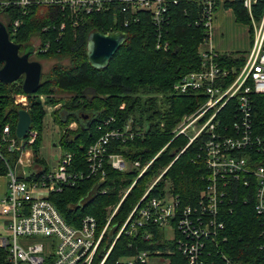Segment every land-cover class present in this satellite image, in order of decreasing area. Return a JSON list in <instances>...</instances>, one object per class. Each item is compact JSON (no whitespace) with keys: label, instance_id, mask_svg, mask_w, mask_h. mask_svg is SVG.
Instances as JSON below:
<instances>
[{"label":"trees","instance_id":"1","mask_svg":"<svg viewBox=\"0 0 264 264\" xmlns=\"http://www.w3.org/2000/svg\"><path fill=\"white\" fill-rule=\"evenodd\" d=\"M114 1L110 4V10L81 18H70L56 6H33L24 15L11 7L3 14L10 40L19 46L21 54L31 51L35 60L56 62L47 73H43L34 94L26 95L23 92L22 80L11 84L0 82V135L3 128L8 126L10 136L17 144L28 139V135L22 139L15 135L18 111L22 107L14 103V97L26 95V111L31 118L29 130L36 133L34 142L27 147L32 151L35 164L43 163L39 151L45 106L54 108L60 105L52 111V116L63 130L59 144L63 152L72 154L71 169L74 171L87 172V148L104 131L121 127L129 120L134 122L141 135L126 143L111 142L109 152L122 154L129 161L138 160L141 166L159 153L121 202L93 264H99L116 234L114 229L111 230L112 226L118 224L119 228L122 225L152 178L161 170L167 168L161 180L140 203L139 209L145 207L149 199L163 197L165 190L176 196L182 207L194 203L206 186L207 175L203 158L198 157L201 153L199 143L195 142L181 152L188 140L183 137L172 140V132L180 119L203 103L201 95L178 96L172 91L179 78L201 67L199 47L207 36L202 23L203 4L195 0H178L176 4H169V19L162 30V38L168 43V49L163 51L155 49L157 31L150 14L139 11L129 19L128 13L121 11L118 0ZM221 4L232 11L236 22L250 26L249 15L240 2ZM263 7V2H260L253 8L255 21L260 20ZM16 19H20L21 25L12 34L10 25ZM125 20L129 21L127 27L123 26ZM92 31L103 34L121 31L127 37L103 70L94 69L87 62L86 39ZM250 33L252 43L251 28ZM32 39L38 41V47L33 46ZM246 55V52L219 54L217 61L227 70H239ZM41 96H44L43 102ZM254 101L255 132L264 134V96L254 97ZM111 118L114 122L105 125ZM73 123L77 125L75 131L68 129ZM16 157V153L8 152V143L3 142L0 147V176L6 173L5 162L13 165ZM105 170L103 181L98 177H85L73 186L51 194V202L68 224L78 226L83 217L92 216L97 223L98 233L101 232L106 224L107 210L118 204L120 193L138 175L137 171L123 173L109 166H105ZM40 175L32 174L29 180ZM102 190L105 193L102 194ZM231 207L232 211L221 209L224 233L231 249L229 251L224 243L221 245L222 251L227 256L242 259L243 264H264V237L259 236L263 220L255 214L251 204L245 205L237 200ZM151 228L153 237L146 241L141 236H121L103 264H121V258L138 251H165L166 248L174 251L173 255L165 257L169 264H186L170 242L161 241V232ZM144 230L141 228L139 232L143 233ZM0 264H8L1 249Z\"/></svg>","mask_w":264,"mask_h":264},{"label":"built area","instance_id":"2","mask_svg":"<svg viewBox=\"0 0 264 264\" xmlns=\"http://www.w3.org/2000/svg\"><path fill=\"white\" fill-rule=\"evenodd\" d=\"M178 0H118L121 11L131 19L139 11L147 12L156 27L155 49L167 51L168 43L163 41L162 30L169 17L170 3ZM203 4L202 23L207 36L199 47L201 67L196 72L179 78L172 91L178 96L198 94L203 103L192 113L184 115L172 134L174 140L183 137L188 140L181 152L198 142L199 158H203L207 175L206 186L194 203L181 206L176 196L165 190L163 197H153L145 207L139 209L153 187L166 172L164 169L147 186L143 196L118 228L113 225L114 236L99 264H103L121 236L149 240L152 228L161 232V241L170 242L186 264H243L235 256H227L222 244L228 246L221 209L232 211V204L240 200L251 204L253 211L262 219L264 237V134H257L253 124L255 114L254 97L264 96V7L259 21L252 11L264 0H195ZM238 1L247 11L252 30V45L243 66L227 70L218 62L219 54L211 47V27L214 5ZM114 0H0V22L6 26L4 12L14 7L21 14L33 6L60 7L70 18L102 13L110 10ZM128 20L123 23L128 26ZM20 19L11 22L14 34L20 27ZM63 25L61 26V29ZM9 34V33H8ZM106 34H110L106 33ZM42 50H46L42 49ZM230 78H233L229 81ZM229 81V82H228ZM14 103L27 110L26 95L14 97ZM113 118L105 125L113 123ZM25 142L16 143L11 138L8 126L0 135V147L8 143V152L16 153L13 165H6L7 179L5 195L0 202L1 215L6 218V233L0 235V249L4 251L8 264H93L97 258L105 233L121 202L136 181L147 171L159 155L141 166L140 161H129L122 154L110 153L111 142L126 143L141 135L132 120L121 127L104 131L87 148L85 159L87 172L71 169L72 154L64 152L56 167L40 173L37 178L26 176L25 169L31 166L32 151L27 147L35 138L34 131H28ZM26 135V136H27ZM201 154V155H200ZM105 166L119 172L137 171L131 185L120 195L118 204L111 210L106 224L98 233L97 223L92 216H85L78 226L68 224L50 200L52 193L71 187L85 177H98L103 181ZM22 176L17 175V168ZM101 193H105L102 190ZM144 228V232L139 229ZM112 234V235H113ZM262 248V246L260 247ZM171 248L138 251L123 257L125 264H169L166 256L173 255ZM151 260L154 262L152 263ZM161 261V262H160Z\"/></svg>","mask_w":264,"mask_h":264},{"label":"water","instance_id":"3","mask_svg":"<svg viewBox=\"0 0 264 264\" xmlns=\"http://www.w3.org/2000/svg\"><path fill=\"white\" fill-rule=\"evenodd\" d=\"M124 32L115 31L103 34L92 31L86 39V57L88 64L97 70L105 69L113 55L125 43ZM31 51L20 53L18 45L9 37L5 26L0 22V82L11 84L22 80V90L26 95L37 92L43 75L42 65L30 60ZM31 118L24 109L18 111L15 135L18 139L25 137L30 129Z\"/></svg>","mask_w":264,"mask_h":264},{"label":"rangeland","instance_id":"4","mask_svg":"<svg viewBox=\"0 0 264 264\" xmlns=\"http://www.w3.org/2000/svg\"><path fill=\"white\" fill-rule=\"evenodd\" d=\"M221 6H222V4L219 7L216 8L217 13H219L218 21L223 24L224 29H228V31L224 32V38L225 39L227 38L228 40H231V38L234 36V34H237V32H235V30H233V27H232V23H233V18L232 17H233V15L231 14L232 12L230 10H228V9H223L222 10ZM237 23H239V22H237ZM32 44H33L34 47H38V41L36 39H32ZM30 60L38 61V60H35V57L33 55L31 56ZM38 62L41 63L42 69H43V73L45 74V73H47L50 70L51 66L56 61L49 60V61H38ZM62 63L65 64V63H67V61H63ZM40 99L43 102L44 101V96H41ZM59 106L60 105H57L54 108H51V107H48V106L44 107V109H46V116H45L44 121H43L42 142H41V147H40L39 154L41 153V156L46 160V162L48 164V167L51 168V169L56 165L58 156L63 153V150L61 149L60 144H59L61 136L63 135V130L60 129V127L54 122L53 116H52V111H54V109L59 108ZM76 127H77V125L73 123V124H70L68 126V129L71 130V131H75ZM39 167H41L40 164H34L33 170L36 171ZM25 171L27 173H29V169H25ZM162 171L163 170H161V172ZM17 175L18 176H22L20 167L17 168ZM156 176L152 178L150 183L156 178ZM123 191L120 194H122ZM113 208H109L107 210V217H108V214L111 212V210ZM1 221H3V219L0 216V222ZM0 225L3 227V223L2 222H1ZM0 235H5V231L0 230ZM121 262L123 264H125L126 263V259H122ZM151 262L153 263L154 261L151 260Z\"/></svg>","mask_w":264,"mask_h":264},{"label":"crops","instance_id":"5","mask_svg":"<svg viewBox=\"0 0 264 264\" xmlns=\"http://www.w3.org/2000/svg\"><path fill=\"white\" fill-rule=\"evenodd\" d=\"M220 5H221V3H218L216 5V8L219 7ZM221 7H222V10L226 9V8H224L223 5ZM216 8L213 12V20H212V27H211V47H212V49L218 54L235 53V52H246V53H248V51L250 50L251 45H252L250 26L244 25L241 23H237L235 18H234L233 13H231L233 15L232 27H233V30H235V32H237V34H234V36L231 38V40H228L227 38L225 39L224 38V32L228 31V29H224L223 24L218 21L219 13H217ZM228 10H230V9H228ZM63 153L58 156L56 165L58 163L59 158L63 155ZM39 156L43 160V163L40 164L41 167H39L36 171L33 170V166L35 163H34V159H33V155H32L31 166L29 168H27V169H29V173H27L25 171L27 174L26 176H30L31 174H40V173H43L46 171H51L56 167V165H55L52 169L49 168L46 160L41 156V153L39 154ZM45 169H47V170L45 171ZM21 175H22V170H21ZM6 184H7L6 177L3 175L0 176V202L5 195ZM0 216L3 219V221H1L3 223V227L0 225V230L5 231V233H6V218L3 215H1V207H0ZM1 222H0V224H1Z\"/></svg>","mask_w":264,"mask_h":264}]
</instances>
